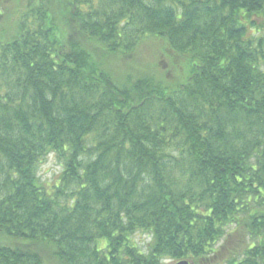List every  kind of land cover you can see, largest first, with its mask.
<instances>
[{"label":"trees","instance_id":"trees-1","mask_svg":"<svg viewBox=\"0 0 264 264\" xmlns=\"http://www.w3.org/2000/svg\"><path fill=\"white\" fill-rule=\"evenodd\" d=\"M164 260L264 264V0H0V264Z\"/></svg>","mask_w":264,"mask_h":264},{"label":"rangeland","instance_id":"rangeland-1","mask_svg":"<svg viewBox=\"0 0 264 264\" xmlns=\"http://www.w3.org/2000/svg\"><path fill=\"white\" fill-rule=\"evenodd\" d=\"M5 6H11L10 2L6 1ZM93 50L91 51L96 52ZM96 54L98 61L103 64L105 62V65L108 63L109 72H111L115 79L122 83L129 80L125 79L126 77H130L134 80L137 76L141 75L155 78L170 89L176 82V76H180L182 73V70L180 71L178 67H184L181 59L174 57L165 49L162 42L154 38L143 40L138 48H136V51L125 57V59L123 58L124 56L122 59L118 56L112 57L104 55L102 57L103 54L100 55L98 52H96ZM174 66L177 69L176 71L174 70ZM59 175V164L53 158H49L38 172V177L41 182L46 184H53L56 182ZM132 242L137 249L146 253V247L150 243V238L142 234H136ZM43 259L44 258H42V260ZM162 264H174V262L164 260Z\"/></svg>","mask_w":264,"mask_h":264},{"label":"water","instance_id":"water-1","mask_svg":"<svg viewBox=\"0 0 264 264\" xmlns=\"http://www.w3.org/2000/svg\"><path fill=\"white\" fill-rule=\"evenodd\" d=\"M174 264H193V263L191 261L183 260V261L176 262Z\"/></svg>","mask_w":264,"mask_h":264}]
</instances>
